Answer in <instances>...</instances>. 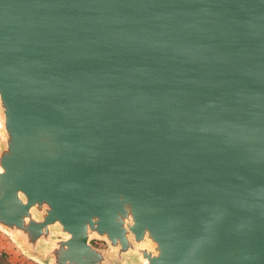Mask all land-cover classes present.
<instances>
[{"label":"water","instance_id":"water-1","mask_svg":"<svg viewBox=\"0 0 264 264\" xmlns=\"http://www.w3.org/2000/svg\"><path fill=\"white\" fill-rule=\"evenodd\" d=\"M0 230L38 264H264V0H0Z\"/></svg>","mask_w":264,"mask_h":264},{"label":"crops","instance_id":"crops-1","mask_svg":"<svg viewBox=\"0 0 264 264\" xmlns=\"http://www.w3.org/2000/svg\"><path fill=\"white\" fill-rule=\"evenodd\" d=\"M0 264H38L26 256L11 240L0 230Z\"/></svg>","mask_w":264,"mask_h":264},{"label":"rangeland","instance_id":"rangeland-1","mask_svg":"<svg viewBox=\"0 0 264 264\" xmlns=\"http://www.w3.org/2000/svg\"><path fill=\"white\" fill-rule=\"evenodd\" d=\"M94 243H95L96 245H103V244H104V243H103L102 241H100V240H95ZM34 261H35V260H34Z\"/></svg>","mask_w":264,"mask_h":264}]
</instances>
